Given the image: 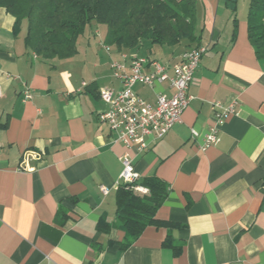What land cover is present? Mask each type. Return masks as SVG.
I'll list each match as a JSON object with an SVG mask.
<instances>
[{
	"label": "crops",
	"instance_id": "crops-1",
	"mask_svg": "<svg viewBox=\"0 0 264 264\" xmlns=\"http://www.w3.org/2000/svg\"><path fill=\"white\" fill-rule=\"evenodd\" d=\"M248 4L237 0L232 12L224 0H197L196 35L207 48L191 99L162 138L145 136L143 150L115 142L97 119L106 107L99 90L121 86L110 61L125 52L171 65L197 43L103 52L105 34L90 25L75 55L43 58L24 42L26 20L16 26L0 6V264H264V56L248 40ZM133 90L147 102L172 93L167 82ZM233 99L219 140L201 150L213 102ZM125 156L138 180L167 183L155 217L172 225H147L121 248L115 195Z\"/></svg>",
	"mask_w": 264,
	"mask_h": 264
},
{
	"label": "trees",
	"instance_id": "trees-1",
	"mask_svg": "<svg viewBox=\"0 0 264 264\" xmlns=\"http://www.w3.org/2000/svg\"><path fill=\"white\" fill-rule=\"evenodd\" d=\"M224 3L232 12L236 10L237 0ZM196 5L197 0H0V6L15 17L16 26L26 20V46L43 58L59 59L76 54L77 38L93 21L105 25L104 44L117 50L137 49L142 41L171 47L185 40L199 46ZM247 36L254 52L264 56V0L249 1ZM135 184L146 187L148 193H136L129 184H119L116 190L114 223L125 233L121 248L147 225H172L155 217L168 193L167 183L152 176ZM108 227L103 219L98 221V228ZM169 242L167 234L165 243ZM173 248L179 251V246Z\"/></svg>",
	"mask_w": 264,
	"mask_h": 264
},
{
	"label": "built area",
	"instance_id": "built-area-1",
	"mask_svg": "<svg viewBox=\"0 0 264 264\" xmlns=\"http://www.w3.org/2000/svg\"><path fill=\"white\" fill-rule=\"evenodd\" d=\"M104 48L109 51V45L104 44ZM206 48L204 45L189 48L181 54L177 62L171 65L125 52L120 53V59L110 61L112 76L120 81L121 86L119 89L99 90V97L106 107L97 114V119L107 125L109 131L114 134L115 142H121L127 146L138 145L137 149L143 150L147 145L146 135L153 139H160L175 123L181 121L182 112L191 99L188 89L194 80V74ZM145 66L152 67V71L144 72ZM162 82L168 83L172 93H158L154 102H147L133 90L136 83L153 87ZM30 98L31 92L26 88L23 91V99ZM212 105L213 122L202 136L199 143L201 150L219 140L220 125L235 111L234 99L227 103L214 101ZM191 134L194 139L199 136V133L192 128ZM28 153L29 151H26L24 154L25 160ZM33 154L40 156L38 152ZM122 166L120 184H129V187L139 194L148 193L146 187L135 184L139 176L134 171L129 157H123ZM100 190L103 194L108 192L105 186H100Z\"/></svg>",
	"mask_w": 264,
	"mask_h": 264
},
{
	"label": "rangeland",
	"instance_id": "rangeland-1",
	"mask_svg": "<svg viewBox=\"0 0 264 264\" xmlns=\"http://www.w3.org/2000/svg\"><path fill=\"white\" fill-rule=\"evenodd\" d=\"M241 3L243 2H246V3H249V1L250 0H239ZM90 25H93V27H94V25H96V26H98L99 28H100V30H102V34L104 35L105 34V25H103V24H98V23H96L95 21H93ZM90 25H87V27H86V31H87V29H89V26ZM105 48H104V46H102V51L104 50ZM104 52V51H103Z\"/></svg>",
	"mask_w": 264,
	"mask_h": 264
}]
</instances>
